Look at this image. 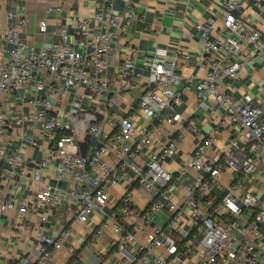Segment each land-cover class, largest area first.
Returning a JSON list of instances; mask_svg holds the SVG:
<instances>
[{
    "label": "built area",
    "instance_id": "built-area-1",
    "mask_svg": "<svg viewBox=\"0 0 264 264\" xmlns=\"http://www.w3.org/2000/svg\"><path fill=\"white\" fill-rule=\"evenodd\" d=\"M114 1L103 0V11L90 17H76L71 24L62 25L57 38L40 47L22 36L31 22L27 14L11 12L9 16L13 21L3 31L2 40L10 45V51L8 57L0 61V170L3 168L0 177L5 183H15L18 189L22 188L28 170L21 151L8 153L2 140L4 136L10 137L13 127L34 122L42 125L56 145L51 155L59 160V178L71 183L64 190L45 183L37 193L38 202L46 208L35 226L40 254L38 264H49L54 251L60 250L64 239L74 234L69 224L64 225L57 236L46 233L49 213L64 218L56 210L62 201L74 206L72 222L85 223L95 209L108 203L109 188L120 184L129 172L134 173L140 187L167 195L174 176L163 162L176 152L178 138L185 131L199 138L185 167H193L201 174L190 182V194L185 204L178 205L171 199L167 203L170 228L155 225L150 244L135 250L130 247L135 239L134 231L125 224L120 210H111L92 235H101L111 226L120 234L117 248L129 264H264V199L249 191L244 181V176L252 174L264 159V106L249 93L235 99L223 89L224 79L235 78L246 61L264 55V35L238 15L244 0H222V27L215 28L210 23L196 25L210 60L203 77H184L179 73V59L186 62L190 59L186 54L172 57L165 47L142 54L131 45L125 48L123 61L116 72L110 74L107 69L111 45L118 31L128 32L138 19L130 7L118 13ZM259 4L264 8V0H259ZM62 10L60 6L47 5L46 16L39 21L40 33H55L48 29L47 16L60 14ZM92 21L106 23L107 29L92 33L89 27ZM74 33L80 37L81 50L74 46ZM90 37L96 44L93 51H89ZM139 57L143 60L141 69L135 64ZM81 85L93 99H102L109 107L128 91L140 90L141 95L132 109L135 113L119 115L113 110L107 114L105 122L109 130L103 128L97 114H83L78 99L73 100L66 113V122L59 112L51 113L54 100L66 97L69 89ZM260 90H264V79ZM19 91L30 110L4 114L5 98ZM182 91H194L200 102L212 100L225 108L223 123L239 127L230 146L224 149L221 159L204 160L213 139L203 136L200 128L189 122L179 127L177 137H167L146 165L138 164L136 159L141 150L154 144L155 122L162 124L168 120L176 124L183 120L177 110L182 102ZM137 114L154 124H138ZM78 135L99 139L97 149L87 154L71 150L70 147L77 148ZM238 141L247 150L243 157L237 152ZM31 142L37 144L35 140ZM111 152H114V162L107 163L104 157ZM4 162L9 168L3 167ZM46 164L47 161L42 160L33 170L35 181H41ZM226 168L243 177L233 179L225 187L222 197L217 199L211 195V184L218 181ZM159 207V203L152 204L145 224L152 222ZM11 210L23 216L35 210V205H29L26 198H9L0 190V213ZM248 210L251 215L247 220L244 216ZM122 211L127 213L129 209ZM185 220L190 226L189 231L182 236L176 235ZM136 228L143 230L140 224ZM78 240L85 244L87 237L80 236ZM160 247L166 249V254H154V249ZM144 256L152 259L144 262Z\"/></svg>",
    "mask_w": 264,
    "mask_h": 264
},
{
    "label": "crops",
    "instance_id": "crops-1",
    "mask_svg": "<svg viewBox=\"0 0 264 264\" xmlns=\"http://www.w3.org/2000/svg\"><path fill=\"white\" fill-rule=\"evenodd\" d=\"M60 6L62 12L52 13L47 16L49 31L54 34H42L39 31V21L46 16L47 5ZM126 7H130L137 14V21L128 32L118 31L110 52V65L108 73L116 72L118 66L123 61L125 48L128 45L139 49L140 53L154 51L157 47L168 49L170 56L188 55L189 61L179 59L178 71L182 76L191 75L203 77L210 64L205 43L199 36L196 25L199 23H210L215 28L222 27L223 13L222 0H115L114 9L122 13ZM104 10L103 0H0V61L7 58L10 45L2 40L3 31L10 25L13 19L9 16L11 12L27 14L31 17V22L26 27L22 36L31 44L40 47L50 43L57 38V31L62 25L71 24L76 17H90L96 12ZM238 15L252 23L264 35V8L259 4V0H244L238 9ZM91 32H100L107 29L104 22L92 21L89 25ZM114 30V28L109 27ZM73 32V31H72ZM80 37L74 33L75 48L81 50L78 43ZM89 51H93L96 44L90 37ZM220 55V54H219ZM138 69L143 67V60L139 57L136 61ZM264 79V55L255 56L252 60L246 61L242 70L235 78L224 79L223 89L235 99H240L244 93H249L255 101L264 106V90H260L261 81ZM21 91L5 98L3 113L25 112L30 107L26 101L20 98ZM141 91H128L124 93L119 101L109 107L102 99H93L84 85L69 89L66 97L54 100L51 113L59 112L64 122L68 117L66 113L70 110L73 100L81 102V112L95 113L98 121L105 130L109 126L105 118L111 111H116L119 115L133 114L132 109L136 105ZM182 102L177 110L182 115V121L174 124L168 120L160 124L155 122L157 129L154 131V144L141 150L136 161L144 166L154 151L159 150L160 145L169 136L177 137L180 126H185L192 122L200 128L202 135L212 137L213 141L207 149L206 157L221 159L224 149L228 148L231 139L236 135L238 126H234L226 119L224 107L216 104L212 100L200 102L194 91H182ZM138 115V114H137ZM136 115V116H137ZM138 124H154V121L147 119L143 115L136 117ZM216 131V132H215ZM13 134V135H12ZM12 134L4 136L2 143L8 153L21 151L23 163L27 168V175L23 178V186L18 189L15 183H5L0 177V190H3L7 197L20 199L26 198L29 205H35V210L28 211L20 216L18 211H5L0 213V264H38V235L35 226L40 220V214L46 212V208L37 200V193L45 183L64 190L70 186V181L59 178V160L53 158L52 150L56 145L52 143L44 131L42 125L29 122L21 127H13ZM36 141V145L32 144ZM100 141L96 137H83L78 135L77 148L70 147L82 154L94 152ZM199 138L192 132L185 131L178 138L176 152L167 157L163 165L170 171L174 178L167 195L155 190H147L140 187L135 180L133 172H129L127 177L117 186L109 188L110 200L102 207L95 209L89 221L85 223H74V206L62 201L56 210L64 215L61 219L56 215L48 214L46 233L57 236L63 226L69 224L73 227L74 234L63 241V247L54 251L49 264H129L126 257L118 251V239L120 234L115 232L111 226L98 236H93L100 225L105 221L106 215L111 210H120L125 224L134 231L135 239L130 243V247L139 250L148 246L154 235V226L160 225L169 229L170 213L167 203L171 199L178 205H183L189 197V184L194 181L201 172L193 167H185L188 157L196 150ZM244 144L238 141L237 152L243 157L247 152ZM46 160L47 164L43 168L41 181L32 178V172L40 161ZM105 162H114V152L104 157ZM4 168H9L6 162L2 163ZM3 173V168L0 170ZM243 177L231 169H225L217 182L211 184V195L219 199L222 197L225 187H227L236 177ZM246 188L255 193L260 199H264V159L250 175L244 176ZM129 197V201L127 198ZM159 203L161 207L155 212L150 224H145L146 214L152 204ZM202 206L206 209L205 204ZM123 209H129L127 213ZM251 212L248 210L244 219H250ZM185 220L176 235L182 236L189 231L190 226ZM142 226L141 230L137 225ZM264 232V224L262 226ZM87 237V242L81 244L78 237ZM93 236V237H92ZM145 253V250L142 254ZM154 254H166L164 247L155 248ZM149 258L143 257L144 262Z\"/></svg>",
    "mask_w": 264,
    "mask_h": 264
}]
</instances>
